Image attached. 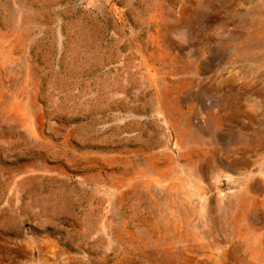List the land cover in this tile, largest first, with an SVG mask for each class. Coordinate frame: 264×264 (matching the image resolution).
<instances>
[{"label": "rangeland", "instance_id": "rangeland-1", "mask_svg": "<svg viewBox=\"0 0 264 264\" xmlns=\"http://www.w3.org/2000/svg\"><path fill=\"white\" fill-rule=\"evenodd\" d=\"M0 264H264V0H0Z\"/></svg>", "mask_w": 264, "mask_h": 264}]
</instances>
